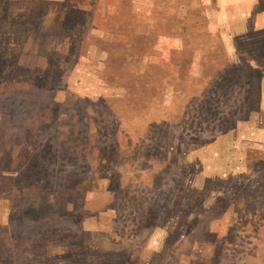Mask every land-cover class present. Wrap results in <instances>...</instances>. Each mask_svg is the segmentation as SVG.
<instances>
[{"label":"rangeland","instance_id":"374dc122","mask_svg":"<svg viewBox=\"0 0 264 264\" xmlns=\"http://www.w3.org/2000/svg\"><path fill=\"white\" fill-rule=\"evenodd\" d=\"M6 8L0 264H264V0Z\"/></svg>","mask_w":264,"mask_h":264},{"label":"trees","instance_id":"16d2710c","mask_svg":"<svg viewBox=\"0 0 264 264\" xmlns=\"http://www.w3.org/2000/svg\"><path fill=\"white\" fill-rule=\"evenodd\" d=\"M2 1L5 2V0H2ZM3 11L4 12L0 11V24H2V25H4L5 20H7L8 8L4 9ZM38 11H40V10H38ZM15 21H16V19H13L12 23H14ZM15 26L13 27L14 30H16ZM5 43H6V41H5ZM39 55H42V54H38V56ZM7 60H8L7 57L4 56V52L2 50H0V76H1V78L8 79V82H12L16 78L19 77L20 81L18 80L19 82H17V84L27 85L28 86V83H29L30 85L33 86V83L29 80L30 77H28L29 74L32 75V72L29 69L25 68V67L19 66L18 61H16L15 65H12ZM121 62H122V60L120 61V63ZM6 68H7V72L4 73V70ZM21 81H23V82H21ZM14 85H16V83H14ZM100 99H102V98H100ZM8 100L11 101V99H8ZM21 104L23 105L24 103L21 102ZM0 105H1V102H0ZM22 114L24 115V113H22ZM17 116H20V115H17ZM19 120H20V122H22V125L23 124H27V123H29L31 121V120H28V119L24 120L23 118H21ZM6 121H8L7 116L0 119V123H2V124L5 123ZM6 124L7 123H5L4 126H6ZM24 130H31V129H23L22 131L24 132ZM1 144H2V140H0V147H1ZM1 161L4 162L5 159L3 158V159H1ZM10 175L11 174H9V171L7 169L1 170L0 171V185L1 184H5V183L6 184L10 183L12 181V179H13V176H14V175H12L10 177ZM50 211H51V209L49 210V212ZM8 242H10V240L5 241L4 243H2L3 246L0 245V247L1 248L6 247V249H2V253H3L4 257H8L7 259L9 260L8 262L10 263L15 258V256L13 257V255H16V254L13 253L14 252V245L10 244ZM16 262L18 264H24V261L22 259H17Z\"/></svg>","mask_w":264,"mask_h":264}]
</instances>
